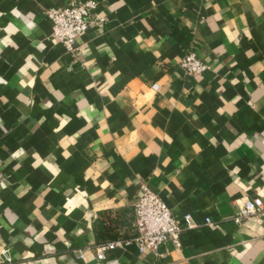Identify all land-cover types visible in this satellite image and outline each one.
Listing matches in <instances>:
<instances>
[{
    "label": "crops",
    "instance_id": "obj_1",
    "mask_svg": "<svg viewBox=\"0 0 264 264\" xmlns=\"http://www.w3.org/2000/svg\"><path fill=\"white\" fill-rule=\"evenodd\" d=\"M71 1L0 0V264H264V0H95L77 52ZM145 182L180 246L134 241Z\"/></svg>",
    "mask_w": 264,
    "mask_h": 264
},
{
    "label": "built area",
    "instance_id": "obj_2",
    "mask_svg": "<svg viewBox=\"0 0 264 264\" xmlns=\"http://www.w3.org/2000/svg\"><path fill=\"white\" fill-rule=\"evenodd\" d=\"M95 6V0H79L48 10L47 13L52 20V35L62 41L69 51L77 52L79 50L77 39L88 28ZM181 64L191 73H201L210 68V64L194 51L185 54L181 59ZM154 86L157 87L158 84L155 83ZM238 205L239 210L236 214L238 221L264 210L262 196L239 198ZM134 208L137 234L133 239L141 251L147 248L156 249L166 239L172 240L177 246L181 245L180 233L183 226L173 215L169 204L146 182L142 185L141 194L135 201ZM205 223L214 225L215 222L210 216H207ZM185 224L187 227L195 225L190 213L185 214ZM119 243H122V240L109 241L99 245L97 247L98 256L104 258V250L113 248ZM2 252L7 254V248H3Z\"/></svg>",
    "mask_w": 264,
    "mask_h": 264
}]
</instances>
